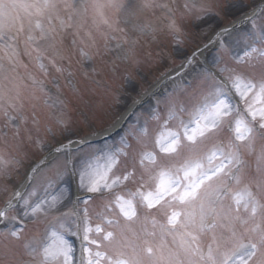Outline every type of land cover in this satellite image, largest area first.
Segmentation results:
<instances>
[{
	"label": "snow or ice",
	"instance_id": "obj_1",
	"mask_svg": "<svg viewBox=\"0 0 264 264\" xmlns=\"http://www.w3.org/2000/svg\"><path fill=\"white\" fill-rule=\"evenodd\" d=\"M217 7L208 0H0V188L11 190L0 207V264H264V23H255V8L244 17L251 26L242 34L233 37L217 26L222 55L211 66L185 57L180 71L161 73L167 86L118 146L87 161L72 155L61 160L63 141L50 129L56 146L48 147L43 166L53 177L40 186L39 170L22 171L13 155L27 157L30 148L47 143L36 114L37 93H45L46 84L21 72L28 67L22 56L45 77L63 75L74 53L90 63L100 59L115 75L122 66L151 64L143 36H186L218 16ZM242 7L243 0H232L223 12ZM157 12V20L167 21L162 28L148 19ZM93 72L84 84L68 80L90 129L86 135L70 138L82 129L71 126L68 102L60 101L59 136L69 145L108 131L96 129L94 119L110 107V89ZM52 84L59 87L57 77ZM162 117L166 130L149 149L150 121ZM99 159L102 166L93 162ZM50 189L59 195H49ZM91 201L116 213L103 221L109 230L92 225L87 207L83 216L60 213ZM42 219H48L43 232L27 235L25 221L39 229ZM93 233L99 242L90 239ZM105 243L111 254L93 251Z\"/></svg>",
	"mask_w": 264,
	"mask_h": 264
},
{
	"label": "rangeland",
	"instance_id": "obj_2",
	"mask_svg": "<svg viewBox=\"0 0 264 264\" xmlns=\"http://www.w3.org/2000/svg\"><path fill=\"white\" fill-rule=\"evenodd\" d=\"M173 3L182 4L184 0H172ZM232 0H208V3L215 4L218 7L215 9V12L218 13L214 19L210 20L206 26H201L197 29H192L186 36L175 37L171 34H168L166 31L158 32L156 34V39L153 38L152 35H147L142 37L146 39L148 42L151 43L153 46L152 53L147 55L148 59L151 61L149 63H143L140 66L135 64L122 66L120 71L115 75H109L107 66L100 60L96 59L94 63H90L87 61L82 60L79 53H74L71 67H68L67 63H65V72L63 75L57 76L54 71H51V74L47 77L41 74V72L35 67V61L29 62V58L27 56H22V60L25 64L28 65L27 69H21L22 73H31L36 76L39 80H44L46 84V92L40 95V101L37 108V116L40 120V136L44 137L47 141L44 147L37 146L35 148H30L27 157H24L18 153H13L17 159L21 160L22 162V171L26 172L27 169L33 164L34 161L40 159L47 151L48 147H53L55 142H52L50 139V129L51 131L56 132L57 139L63 141V143H67L66 140H63L62 137L59 136L60 128L57 124V118L60 113V101L64 100L72 105H70V110L73 112L70 114L73 128L82 129V131L78 132V135L75 137H70L73 140H77L80 137L86 135V133L90 130L89 126L84 123V114L78 108V99L76 94L72 91V86L68 83V80L71 78L75 82L80 84L86 83L85 75H94L93 69L100 73L97 77L103 78L109 86L110 92L109 95L112 98V102L110 107L106 110L103 119H94V125L96 129L106 128L111 129L113 128L112 125L114 122L119 121L123 113L137 100H139L142 96H144L147 91H149L153 85H155L161 78V73L165 70L171 71L179 67L183 62L185 57L191 56L197 50H200L202 47L206 46L211 39L214 31H218L219 28H224L228 26L235 20L243 17L244 15L250 13L257 5L264 3V0H243V7L238 11H233L232 13L225 15L223 9L231 3ZM160 16V12H157L155 16H151L148 19L152 21L154 25L158 28H162L167 21L166 20H157V17ZM177 17L179 18V13H177ZM255 23L257 25L264 23V10L260 12V14L256 17ZM219 25V28L217 27ZM250 22L245 24L244 26L230 31L232 36L235 37L238 34L244 33L248 28H250ZM180 39L182 42L177 45L176 40ZM141 40V41H142ZM219 45V44H218ZM258 46V45H257ZM179 47V51L177 48ZM87 51V49H85ZM222 55L220 49L214 52L210 57H207V61L209 66H211V61L213 57H218ZM205 58L196 56L195 62L199 64H203L205 62ZM159 64L161 68L159 71L155 70V66ZM126 67V70H125ZM199 71V69H197ZM71 72L74 75L72 77L68 76V73ZM53 77H57L59 87H56L58 91L61 90L65 92L64 95H59L57 97L56 93L51 90L49 85H52ZM167 86V85H166ZM164 86V87H166ZM164 89V88H163ZM162 89V91H163ZM69 97H67V96ZM159 95L154 97L147 105L143 106L142 108L137 111L134 116L128 121L125 126V129L128 128L129 125H132L136 120L137 117L141 119L147 117V109L154 103ZM47 100V103H45ZM67 103V107H68ZM259 106V105H257ZM74 109L76 111H74ZM30 111V110H29ZM87 115L92 118V113L87 112ZM186 116V117H185ZM184 118L187 120V114ZM149 127L151 129V136L152 134L155 136L158 133L165 132V126L163 117L159 121H150ZM169 128L175 127V122H169ZM125 131V130H124ZM117 135L114 139L94 143L92 145L85 146L84 148H80L72 152L73 156H79L82 161H87L89 157L98 154V150L107 149L109 146L117 145L120 140V137L123 135ZM150 136L148 141V147L151 149V141L153 137ZM65 155H59L58 158L63 160ZM94 163L98 165H103V159L95 160ZM53 177V170L50 167H45L41 169L37 173L36 178V186H40L43 184L45 178H52ZM55 183V181H54ZM3 184V179L0 178V185ZM119 189V188H118ZM118 189H116L118 191ZM120 191V190H119ZM120 193V192H117ZM11 194V190L8 193H5L2 188H0V207H3L7 196ZM79 195H84V193L79 192ZM49 195H59V192L55 191V189L49 190ZM99 202V201H98ZM96 201H91L87 205L84 203H76L75 206L72 204L67 205V207H63L60 209V213H65L66 211L75 210L79 213L80 216H83V211L85 207L88 209V214L92 220L99 218V224L104 227L105 231L109 230V227L103 223V221L107 218L113 219L116 218L112 214H108V211H105L102 204ZM73 208V209H72ZM60 213H52L51 215H60ZM69 213V212H68ZM73 211H71V214ZM51 215L48 219H51ZM116 215V214H115ZM48 219H42L40 222L39 229H34L33 224L35 222H31V229L27 230V235L30 236L32 234H40L43 232L44 225L48 223ZM26 222V221H25ZM29 222V221H28ZM98 223H92L95 226ZM148 227L151 228V224H148ZM71 239V236L68 237ZM90 239H97L98 242L100 241L101 237L100 234L93 233L90 236ZM72 240V239H71ZM93 251H107L111 254L112 249L105 243L102 244L99 248L96 246H92ZM102 264L104 262L102 261Z\"/></svg>",
	"mask_w": 264,
	"mask_h": 264
},
{
	"label": "bare ground",
	"instance_id": "obj_3",
	"mask_svg": "<svg viewBox=\"0 0 264 264\" xmlns=\"http://www.w3.org/2000/svg\"><path fill=\"white\" fill-rule=\"evenodd\" d=\"M205 51V50H204ZM204 53V52H203Z\"/></svg>",
	"mask_w": 264,
	"mask_h": 264
}]
</instances>
